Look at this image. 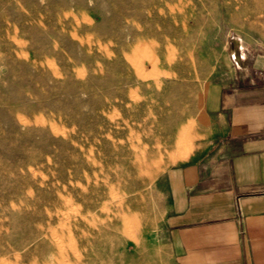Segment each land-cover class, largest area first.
<instances>
[{
    "label": "rangeland",
    "instance_id": "rangeland-1",
    "mask_svg": "<svg viewBox=\"0 0 264 264\" xmlns=\"http://www.w3.org/2000/svg\"><path fill=\"white\" fill-rule=\"evenodd\" d=\"M242 69L264 75V0H0V264H171L166 177ZM180 129L179 153L95 187Z\"/></svg>",
    "mask_w": 264,
    "mask_h": 264
},
{
    "label": "crops",
    "instance_id": "crops-1",
    "mask_svg": "<svg viewBox=\"0 0 264 264\" xmlns=\"http://www.w3.org/2000/svg\"><path fill=\"white\" fill-rule=\"evenodd\" d=\"M252 71L206 100V149L166 177L171 264H264V75Z\"/></svg>",
    "mask_w": 264,
    "mask_h": 264
},
{
    "label": "bare ground",
    "instance_id": "bare-ground-1",
    "mask_svg": "<svg viewBox=\"0 0 264 264\" xmlns=\"http://www.w3.org/2000/svg\"><path fill=\"white\" fill-rule=\"evenodd\" d=\"M135 115H137V114H135ZM157 135H164V133H158ZM181 135H189V134H188V131L182 132L180 129L179 131H176V133L174 135H169L168 137H164V136H161L160 138L158 137L157 140L152 142V146L155 148H153V150H151V151H147L146 148H144L143 144H141V143L135 144L132 141H131V143L128 141L130 143L129 144V150H128V153L125 154V156H127V163H128L127 167L122 169L119 173L116 172L117 174H115V175H111L105 169L99 170V173H102V174H100V175L98 174V177H96V175H95V177H96V180L94 181L95 187L102 186V190L103 191L105 190L106 194L109 195V193L113 191L114 187L117 184H120L121 182L127 181L130 177L134 176V174H136L137 171H139V169L141 168V166L143 164L142 158L146 157L147 155L148 156H156L159 154L162 157L163 156L167 157V156H174V154L179 153L180 150L178 148V145L180 144L179 142H181V137H180ZM112 147H113V145H112ZM111 165H109V166H111ZM119 168H120V166H119ZM102 217H104V216H102Z\"/></svg>",
    "mask_w": 264,
    "mask_h": 264
}]
</instances>
